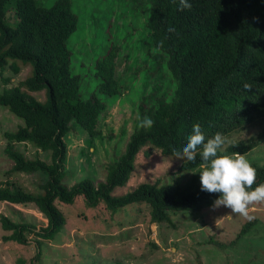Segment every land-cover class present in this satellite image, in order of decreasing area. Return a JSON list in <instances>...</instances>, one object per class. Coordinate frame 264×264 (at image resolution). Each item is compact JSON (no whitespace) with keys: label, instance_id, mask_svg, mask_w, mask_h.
<instances>
[{"label":"trees","instance_id":"obj_1","mask_svg":"<svg viewBox=\"0 0 264 264\" xmlns=\"http://www.w3.org/2000/svg\"><path fill=\"white\" fill-rule=\"evenodd\" d=\"M147 1L145 25L154 57L165 60L175 81L174 92L149 105L145 117L154 121L153 126L133 129L117 160L107 166L104 180L95 183L84 177L67 186L63 183L64 136L72 128L70 122L93 136L106 110L96 95L80 97V76L71 71L67 40L76 29L78 16L70 0H54L48 6L38 5L36 0H0V72L10 68L17 74L20 64L31 66V74L0 92V106L22 120L15 130L3 133V150L12 161L11 172L39 176L35 194L5 179L0 183V201L33 205L46 219L45 226L37 227L0 213L3 242L27 244L33 238L38 246L42 240L53 239L66 221L56 201L71 204L79 196L86 206L102 204L113 213L128 204L143 203L151 222L170 223L171 211L200 210L212 205L220 194L176 180L140 182L113 195L114 188L127 182L144 146L174 156V150L186 145L195 124L200 125L206 140L219 132L232 141L218 154L246 153L264 138V0H188L192 7L183 11L178 10L179 0ZM169 28L175 31L169 33ZM118 53V45L112 43L94 63V73L101 80L99 92L115 97L122 92L115 77ZM245 83L252 86L250 91L244 89ZM41 90L43 100L31 95ZM143 106L139 105L141 111ZM249 128L253 130L247 133ZM17 143L31 145L36 154L27 156ZM200 150L195 162L182 161L178 172L199 168ZM40 151H49V162L39 157ZM250 163L257 172L255 188L264 183V163ZM39 257L40 251H36L29 264H39ZM17 261L25 264L22 258Z\"/></svg>","mask_w":264,"mask_h":264},{"label":"rangeland","instance_id":"obj_2","mask_svg":"<svg viewBox=\"0 0 264 264\" xmlns=\"http://www.w3.org/2000/svg\"><path fill=\"white\" fill-rule=\"evenodd\" d=\"M53 1L36 0V3L48 6ZM70 1L78 16L76 29L67 40L71 71L80 76V97L86 99L94 94L105 103L106 110L93 136L75 121L70 122L72 128L64 136L67 157L63 183L67 186L84 177L95 183L104 180L107 166L124 150L129 134L139 125V119L145 117L149 105L158 97L170 98L175 89L165 60L154 57L145 25L149 1ZM112 43L119 47L115 77L122 92L116 97L99 92L101 80L94 73L95 61ZM20 65L17 74L10 68L0 72V92L31 74L30 65ZM5 78H9L7 83ZM31 95L43 100L45 92ZM141 103H144L142 111ZM19 124L20 118L0 106V183L8 178L35 194L39 191V176L11 172L12 161L3 150V133L15 130ZM252 130L249 128L247 133ZM16 147L29 157L36 154L29 144L17 143ZM38 153L49 162V151ZM242 155L249 162L264 163V138ZM182 161L144 146L127 182L114 188L112 194H123L140 182L178 180L199 186L200 169L178 172ZM56 205L65 215V224L53 239L42 240L38 246L33 238L27 244L3 242L4 231L0 227V264H18L19 258L29 264L36 251H40L39 264H264V204L249 209L254 217L250 221L233 215L224 206L214 209L212 204L200 210L171 211L170 223L151 222L148 207L143 203L128 204L114 213L102 204L86 206L80 196L71 204L56 201ZM0 213L14 221H28L37 227L46 225V219L33 205L0 201Z\"/></svg>","mask_w":264,"mask_h":264},{"label":"clouds","instance_id":"obj_3","mask_svg":"<svg viewBox=\"0 0 264 264\" xmlns=\"http://www.w3.org/2000/svg\"><path fill=\"white\" fill-rule=\"evenodd\" d=\"M191 7L188 0H179L178 10H190ZM174 31V28L168 29L169 33ZM159 46H163V41H160ZM243 87L249 91L252 89L247 83ZM153 124L154 121L146 116L139 119L138 126L147 130ZM226 144H232V141L219 132L206 140L200 125L195 124L186 145L180 150H174V158L184 162H195L198 148L201 149L199 151L201 191L220 194L213 203L214 209L224 206L230 209L233 215L250 221L254 217L250 215L249 209L253 205L264 204V183L253 188L257 172L244 155L238 152L232 155L218 154L224 150Z\"/></svg>","mask_w":264,"mask_h":264},{"label":"crops","instance_id":"obj_4","mask_svg":"<svg viewBox=\"0 0 264 264\" xmlns=\"http://www.w3.org/2000/svg\"><path fill=\"white\" fill-rule=\"evenodd\" d=\"M15 205V204H14Z\"/></svg>","mask_w":264,"mask_h":264}]
</instances>
